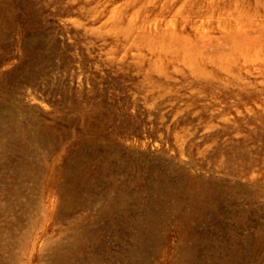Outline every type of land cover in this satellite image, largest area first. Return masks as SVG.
<instances>
[{
	"label": "rangeland",
	"instance_id": "374dc122",
	"mask_svg": "<svg viewBox=\"0 0 264 264\" xmlns=\"http://www.w3.org/2000/svg\"><path fill=\"white\" fill-rule=\"evenodd\" d=\"M0 264H264V0H0Z\"/></svg>",
	"mask_w": 264,
	"mask_h": 264
},
{
	"label": "bare ground",
	"instance_id": "6f19581e",
	"mask_svg": "<svg viewBox=\"0 0 264 264\" xmlns=\"http://www.w3.org/2000/svg\"><path fill=\"white\" fill-rule=\"evenodd\" d=\"M173 194V193H172ZM178 199V198H177Z\"/></svg>",
	"mask_w": 264,
	"mask_h": 264
}]
</instances>
